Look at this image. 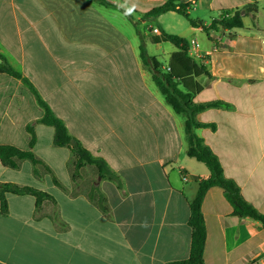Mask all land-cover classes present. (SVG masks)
Segmentation results:
<instances>
[{
	"label": "crops",
	"instance_id": "crops-1",
	"mask_svg": "<svg viewBox=\"0 0 264 264\" xmlns=\"http://www.w3.org/2000/svg\"><path fill=\"white\" fill-rule=\"evenodd\" d=\"M106 1L136 12V24L98 0H0V54L33 84L69 134L121 179L118 186L91 165L73 179L74 155L56 147L54 129L39 123L44 110L33 91L0 72V144L30 150L31 124L33 151L50 169L36 176L29 161L18 169L0 161V183L51 196L38 205L32 195L7 194L8 212L0 205V264H166L189 257V203L210 172L187 155L186 117L157 87L142 47L182 80L196 103L233 105L199 113V122L216 129L195 132L264 214V0H182L191 19L203 25L222 10L257 4L242 28L209 35L175 11L139 22L167 0ZM153 27L196 39L201 56L189 51L195 62L189 61L170 42L152 43L150 36L160 35ZM218 34L222 48L214 52ZM92 188L104 195L107 211L90 199ZM202 212L205 264H264L261 223L235 216L222 188L207 191Z\"/></svg>",
	"mask_w": 264,
	"mask_h": 264
},
{
	"label": "trees",
	"instance_id": "trees-1",
	"mask_svg": "<svg viewBox=\"0 0 264 264\" xmlns=\"http://www.w3.org/2000/svg\"><path fill=\"white\" fill-rule=\"evenodd\" d=\"M98 1L108 7H114L121 10L132 23L136 24V12L111 4L106 0ZM256 10L257 4H249L238 9L222 10L218 17L212 20L209 25H203L200 21H194L191 19L186 10V5L182 4V0H167L163 4L142 14L139 22L141 20L152 21L162 14L175 11L188 19L190 24L194 27H202V29L209 35L212 30L218 31L219 27H222L223 30L242 28L244 26V15ZM150 40L152 43L170 42L183 52V59L195 62V60L189 55V41L182 36L162 31L160 35H151ZM141 55L145 64L150 67L154 81L162 94L166 97L168 103L173 107L176 113L184 114L186 117L185 131L188 141L187 155L204 163L210 172L208 178L199 181L196 196L189 203L190 216L188 219V225L191 228V248L189 257L184 260L168 262L166 264H205L204 250L207 232L202 212V203L207 191L211 187H220L224 190V195L233 207L235 216L239 218H251L258 221L264 229V214L259 212L244 198L240 187L233 179L226 177L218 156L195 132L198 128L209 127L213 130L216 129L214 124L199 122L197 120V115L199 113L210 108L232 109L233 105L224 101L196 103L194 101V93L182 90V80L177 79L171 70H162L161 65L159 66L155 64L154 59L146 54L143 47L141 48ZM0 58L2 59L0 72H5L15 78L21 79L35 94L38 103L44 110V115L39 120V123L50 126L54 129V145L56 147L68 148L73 153L75 159L72 178L76 179L80 170L84 166L91 165L96 169L97 174L101 178L115 182L118 186H121L120 177L110 169L106 161L101 157L93 156L76 138L72 137L63 120L55 115L50 106L41 98L33 84L26 77L22 76V74L11 68L1 54ZM149 60L153 62V66H151ZM194 66L202 68V70L207 73L206 67L202 63H199V65L194 63ZM27 130L32 136L30 141L31 149L21 150L12 145L0 144V161L5 167L11 169H18L20 162L22 161H29L33 165L34 174L39 176L42 168L47 171H50V169L33 151L36 143V134L31 124L27 126ZM7 194L32 195L36 198V203L38 205L45 199L51 198L48 193L30 186H19L13 183H0V205L2 213L8 212ZM90 199L96 201L102 210H108L104 195L97 191L96 188H92Z\"/></svg>",
	"mask_w": 264,
	"mask_h": 264
},
{
	"label": "built area",
	"instance_id": "built-area-1",
	"mask_svg": "<svg viewBox=\"0 0 264 264\" xmlns=\"http://www.w3.org/2000/svg\"><path fill=\"white\" fill-rule=\"evenodd\" d=\"M219 30H223L222 27H219ZM151 32L153 34H160V30L157 27H153ZM221 36L218 34L213 40V48L212 51H218L221 50L222 48V43H221ZM189 51L191 52L192 56L194 57H198L201 56L202 54V50H201V46L199 44V42L196 39H191L189 41ZM183 179L187 180V176L184 174L183 175Z\"/></svg>",
	"mask_w": 264,
	"mask_h": 264
},
{
	"label": "rangeland",
	"instance_id": "rangeland-1",
	"mask_svg": "<svg viewBox=\"0 0 264 264\" xmlns=\"http://www.w3.org/2000/svg\"><path fill=\"white\" fill-rule=\"evenodd\" d=\"M167 18H169V17H167ZM176 18L179 19V20H181V22H183V24H188L187 21H186V19H184L183 17H176ZM150 51L152 53H155V54H158V52H159L158 49H152V48L150 49ZM43 142H47V137H44Z\"/></svg>",
	"mask_w": 264,
	"mask_h": 264
}]
</instances>
